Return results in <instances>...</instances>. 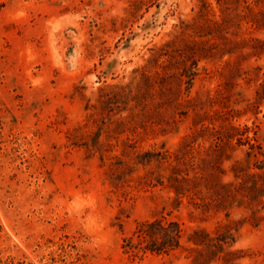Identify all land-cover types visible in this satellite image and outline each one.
I'll return each instance as SVG.
<instances>
[{"label": "rangeland", "instance_id": "rangeland-1", "mask_svg": "<svg viewBox=\"0 0 264 264\" xmlns=\"http://www.w3.org/2000/svg\"><path fill=\"white\" fill-rule=\"evenodd\" d=\"M0 264H264V0H0Z\"/></svg>", "mask_w": 264, "mask_h": 264}, {"label": "trees", "instance_id": "trees-1", "mask_svg": "<svg viewBox=\"0 0 264 264\" xmlns=\"http://www.w3.org/2000/svg\"><path fill=\"white\" fill-rule=\"evenodd\" d=\"M135 235L143 239L146 251L170 252L181 246L182 229L177 221L155 219L140 225Z\"/></svg>", "mask_w": 264, "mask_h": 264}]
</instances>
